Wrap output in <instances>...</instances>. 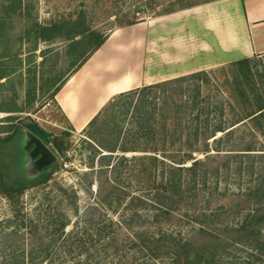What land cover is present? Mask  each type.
I'll list each match as a JSON object with an SVG mask.
<instances>
[{
    "label": "rangeland",
    "instance_id": "obj_1",
    "mask_svg": "<svg viewBox=\"0 0 264 264\" xmlns=\"http://www.w3.org/2000/svg\"><path fill=\"white\" fill-rule=\"evenodd\" d=\"M215 1L219 0H0V138H6L13 125L24 128L26 125L36 123L59 140H63L67 149L62 155H59L53 151V145L49 146L58 157V162L54 174L47 184L26 191L17 203L0 193V264H30L28 253L32 248L39 249L40 245L41 249L44 246L42 243L52 245L50 243L52 238L46 235L58 229V219L61 216L71 221V225L66 230H74L75 233L89 229L91 221L93 224L104 221L101 224L104 226L110 220L118 228L119 223L126 219V216L131 215V212L127 211L131 199L147 196L148 190L154 183L153 181L148 183L137 176L143 167L142 162L138 159L145 155L156 156L158 159L176 166L171 162L172 156L180 160L193 154L195 159L206 161L209 167L207 169L211 172L204 186L205 193L210 197H206L200 205L197 203L196 207L191 203L192 195L188 194L192 199L186 200L182 199L181 195L176 196L177 202L172 208L175 217H171L170 220L168 217H164L163 221L156 226L157 228L175 237H187L194 230L193 223L188 222L192 214H188L189 218H181V215H186L185 211L191 208L194 211L197 209L198 213L206 208L211 212L223 206L227 212L220 218L218 224L220 228L225 230L229 226V228L236 229L241 225L248 212L239 215L236 213L240 209L238 207L242 206L241 203H238L239 200L244 198L240 196V193H245L249 187L255 185L259 178L264 177V138L262 136L255 133L257 135L255 146L258 151L253 154H259L254 156L255 160L238 155V158H234L231 162H228L229 158H224V156L215 161V158H212L218 154L214 151L218 146L215 139H226L223 133H218L214 139L207 141L211 153H202L197 150L188 152L189 148L186 147L189 144L185 139L186 130L182 131L180 128L176 130V135L170 138L173 144H176L173 147L172 143L164 142V131L161 129L157 130L159 131L157 137L145 136L144 132L137 129V124L140 121H135L131 116L135 115L133 111L135 106H133L128 118L120 117L114 121L119 123L122 128V133L116 138L118 149L114 154L106 152L98 146L99 142L95 143L91 139L90 134L93 131H88L89 128L82 132L72 129L66 117L59 110L56 101L61 84L73 71L76 73L81 68V63L83 66L93 58L97 51L90 53L92 44L88 45L86 42L75 44L76 42L67 40V37L61 38L60 36L64 34L52 41H43L38 40L36 34L32 32L38 25L41 27L63 25L71 28L70 32H73L75 23L80 22L84 24L87 36L95 32L102 35L107 41L111 35L115 32L119 34L122 29H134L136 25L147 23L156 17ZM128 23H132V25H127ZM121 25L124 26L121 27ZM82 38L83 36H80L75 41ZM250 59L252 60L253 73L257 75L258 80L264 82V56H255ZM233 63L202 72L209 74L214 87L217 83L223 84L227 77H231L230 66ZM92 68L93 66L84 70L80 69L83 71L79 82L85 81L86 73L90 72ZM146 86L151 85H144L140 88ZM222 88L225 89L224 87L220 88L221 95L215 92L217 94L215 99L219 102L228 100L225 91L223 95ZM206 92L209 93L208 90ZM108 94L101 83V87H97L96 93L88 99L89 104L84 110L85 112L83 111V115L98 108ZM113 114L119 116L117 111H114ZM225 115L224 121L231 122L233 117L227 113ZM252 128V122H246L239 127L230 139L232 140L231 149L237 142V148L242 149L246 145L240 146L242 142L248 143L254 140L250 136ZM209 129L213 130L211 126ZM169 130H172L171 126ZM65 132H68L70 136L65 137ZM184 132L185 136L182 138L181 135H184ZM101 136L106 135L101 133ZM99 141L105 142V140ZM89 144L103 151L104 155H114L113 163L121 162L120 159L123 156L128 159L119 166V169L123 170L120 186L125 189V199L121 206L117 203L113 204L115 210L110 212L106 210L110 209V202H104L105 189L108 190L106 185L103 184L104 189L102 188L100 193L97 191V182L91 190L88 185V182L93 180L90 175L93 170L91 169L93 161L91 158L92 149ZM122 145L133 151L122 152L123 150L120 149ZM195 145L198 149L205 147L204 143L200 142ZM223 147L225 146L223 145ZM221 150H223L222 155L229 154L227 151L229 148H221ZM213 154L214 156L210 158L206 157ZM238 154L244 153L238 152ZM97 161L98 159H95L93 163L96 169ZM150 162L152 161L150 160L146 164H150ZM191 164L192 162L189 161L182 166L190 167ZM124 166L126 167L123 168ZM215 167L220 168L218 176L212 174ZM204 168L206 167L204 166ZM162 170L163 166L157 167L154 177H158L159 184L170 176V173L166 171L163 177ZM86 173H90L89 176H86ZM94 178L96 180V177ZM183 180L188 181V178L185 177ZM215 186H218V192H215ZM166 199L168 198L163 197L158 202H164ZM77 208L79 209L78 216L75 214ZM87 210L89 214L86 215ZM143 215L149 219L152 216L148 211H143ZM78 219H80L78 225H74ZM19 225L22 227L21 229H17ZM15 229L19 232L15 233ZM46 229H49V232ZM222 234L228 235L225 231ZM262 241L264 242V227ZM88 246L91 245L88 244ZM67 251L70 250L53 248L49 260H53L52 264H71V261H75V255L79 253V248L74 245L71 255ZM94 252L95 249H92L91 252L88 251L77 257L76 261L80 260L85 263L90 255L96 256L93 254ZM140 256L141 254L135 250L125 249L115 259L94 258L90 264H146L145 258ZM261 256L251 248L237 244L225 252L221 264H264V256ZM16 257L18 258L15 259ZM170 261V259L162 258L147 264H169Z\"/></svg>",
    "mask_w": 264,
    "mask_h": 264
},
{
    "label": "trees",
    "instance_id": "obj_2",
    "mask_svg": "<svg viewBox=\"0 0 264 264\" xmlns=\"http://www.w3.org/2000/svg\"><path fill=\"white\" fill-rule=\"evenodd\" d=\"M127 25H132V23ZM123 26L121 25V27ZM70 30L71 28L63 25H52L50 27L38 25L32 32L36 34L38 40L52 41L64 34L60 37H67V40L76 42L75 44H78V42L81 44L84 42L88 45L92 44L93 47L90 53L98 51L106 42V38L95 32L87 36L83 23H75V31L70 32ZM80 36H83V38L75 41ZM251 65V59H242L234 62L230 66L231 77H227L223 84L217 83L214 87L211 84V78L208 73L197 72L121 93L111 99L88 125V131H93L90 134L91 139L95 143L99 142L97 143L98 146L104 151L114 154L118 149V146L116 147V138L122 133L119 123L114 121L120 117L123 119L128 118L130 110L135 106L133 108L135 115L131 116L135 121H140L137 124V129L140 132H144L145 136L157 137L159 132L157 130L161 129L164 131V142L172 143L171 146L173 147L176 144H173L170 138L174 137L176 130L180 128L182 131L186 130L185 132H187L186 136L185 132L184 135L181 133V136L182 138L185 136L187 144H189L186 147L187 149L189 148L188 152L197 150L208 154L211 153V149L208 147L207 141L214 139L218 133H223L226 139H215L218 146L214 151L218 154L215 157H212L214 154L206 156L207 158L212 157L217 161L216 159H221V156H224V158H229L230 161L228 162H231L234 158H238L239 155L245 156V158H254L255 160L256 157L254 156L259 155L253 154L258 151L255 146V141L257 140L255 133L264 138V82L258 80L257 75L252 71ZM221 87L226 89L222 88V93L224 95L225 91L228 97V100L225 99L224 102H219L215 99L217 96L215 92L221 95L219 92ZM206 90L209 91L208 94ZM141 108L143 109L140 110ZM114 111H117L119 116L113 114ZM226 113L233 117L231 122L224 121ZM246 122L253 123L250 136L254 140L248 143L240 141L242 142L241 144L239 143L240 146L246 144L242 149L240 147L237 148V142L235 147L231 149V137ZM170 126L172 130H169ZM210 126L213 130L209 129ZM24 130L33 133L48 147L53 145V151L59 155H62L67 150L65 147L66 143L63 140H59L52 133L40 128L36 123L26 125L24 128L13 125L8 131L9 135L6 138H0V193L15 203L31 188L47 184L51 180L57 165L55 164L43 170L34 177L28 178L25 176L27 173V162L21 147V141L24 139ZM101 133L106 136H101ZM64 134L65 137L70 136L68 132ZM128 134L130 133L128 132ZM99 140H105V142ZM198 142L204 143L205 147L203 149L196 148L197 145L195 143ZM89 145L92 149V161L94 163L95 159H98V166L96 169L92 163L91 169L93 170L89 174L93 180L89 181L88 185L91 190L97 182L98 193L101 192L103 184L106 185L108 190L105 189L106 198L104 202H110V209H106L107 212H110L115 207L113 204L117 203L121 206L125 199V189L120 186L123 170L121 171L119 166L128 159L123 156L120 159L121 162L113 163L114 155H104L103 151L98 150L91 144ZM221 148H229L227 150L229 154L222 155L223 150ZM120 149L124 153L133 151L125 145H122ZM238 152L244 154H238ZM172 159L171 162L176 164V166L151 155H145L138 159L142 162L143 167L137 176L148 183L152 181L154 183L148 190L147 196L133 197L131 199L127 210L131 212V215L126 216V219L119 223L118 228L110 220L104 226L101 225L104 221L96 224L91 221L90 226L93 228L90 227L75 233L74 230H66L71 225V221L61 216L58 219V229L46 235L52 238L50 240L52 245L42 243L44 245L43 248L40 249V245L39 249L32 248L28 253L30 264H52L53 260L49 259L53 248L69 249L70 251L67 252L71 255L74 245L79 248V253L75 255V261H71V264H90L94 258L115 259L125 249L135 250V252L140 253V257L145 258L146 264L162 258L164 260L170 259L169 264H221L225 252L234 248L237 244L251 248L263 257L264 177L262 179L259 178L255 185L249 187L245 193H240V196L244 198L241 201L239 200L238 203H241L242 206L238 207L240 209L236 213L237 215L244 212L248 213L241 225L236 229L227 226L223 230L218 225L220 218L227 212L224 206L218 207L211 212L206 208L198 213L197 209L194 211L191 208L185 211L186 215H181V218H189L188 214H192L188 222L193 223L192 227L194 230L187 237H175L156 227L163 221L164 217H168L169 220L171 217H175L172 208L175 207L174 204L177 202L176 196L181 195V198L186 200L192 199L189 196L192 195L193 201L191 203L195 204L196 207L197 203L200 205L206 197H210L207 196L204 190V186L211 175L210 170L208 171L207 162L195 159L193 154L180 160L172 156ZM150 160L152 162L146 164ZM189 161L192 162L190 167L182 166ZM161 166H163L161 171L164 172L163 177L166 171L170 173V176L159 184L158 177H154L157 167ZM219 172L220 168L215 167L212 174L218 176ZM89 174L86 173L85 175L89 176ZM94 177H96V180ZM185 177L188 178V181L183 180ZM187 189L189 190L186 191ZM215 192H218V186H215ZM75 197L77 198L76 193ZM163 197L168 199L164 202H158ZM94 208L93 206L92 209L94 210ZM143 211L151 212V218H146L143 215ZM75 214L78 216V208ZM87 214H89L88 210ZM79 221L80 219L74 225H78ZM21 228L19 225L17 229ZM17 229H15V233L19 232ZM46 230L49 232V229ZM224 231L228 235L222 234ZM40 239L42 240V238ZM88 244L91 246H88ZM92 249H95L93 254H96V256L90 255L85 263L80 262V260L76 261L77 257L88 251L91 252ZM41 258L43 259L40 260Z\"/></svg>",
    "mask_w": 264,
    "mask_h": 264
},
{
    "label": "crops",
    "instance_id": "obj_3",
    "mask_svg": "<svg viewBox=\"0 0 264 264\" xmlns=\"http://www.w3.org/2000/svg\"><path fill=\"white\" fill-rule=\"evenodd\" d=\"M255 56H264V0L196 5L115 32L81 66H93L85 81L79 82L83 70L73 71L56 101L72 129L82 132L121 93ZM101 83L109 94L83 115Z\"/></svg>",
    "mask_w": 264,
    "mask_h": 264
},
{
    "label": "water",
    "instance_id": "obj_4",
    "mask_svg": "<svg viewBox=\"0 0 264 264\" xmlns=\"http://www.w3.org/2000/svg\"><path fill=\"white\" fill-rule=\"evenodd\" d=\"M24 139L29 140L25 150L29 152L30 157L35 161V175L41 173L43 170L55 165L58 162V157L33 133L28 130H24Z\"/></svg>",
    "mask_w": 264,
    "mask_h": 264
},
{
    "label": "flooded vegetation",
    "instance_id": "obj_5",
    "mask_svg": "<svg viewBox=\"0 0 264 264\" xmlns=\"http://www.w3.org/2000/svg\"><path fill=\"white\" fill-rule=\"evenodd\" d=\"M29 140H25V139H22V151L24 152L23 154L26 156V162H27V173L25 174L26 177L30 178V177H34L36 176L35 173L36 171L34 170V160H32V158L30 157L29 155V152H27L25 150L26 146H27V143H28Z\"/></svg>",
    "mask_w": 264,
    "mask_h": 264
}]
</instances>
